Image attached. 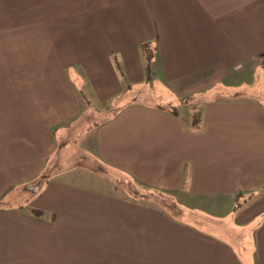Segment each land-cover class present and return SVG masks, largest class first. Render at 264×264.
<instances>
[{"label":"crops","instance_id":"1","mask_svg":"<svg viewBox=\"0 0 264 264\" xmlns=\"http://www.w3.org/2000/svg\"><path fill=\"white\" fill-rule=\"evenodd\" d=\"M0 264H264V0H0Z\"/></svg>","mask_w":264,"mask_h":264},{"label":"rangeland","instance_id":"2","mask_svg":"<svg viewBox=\"0 0 264 264\" xmlns=\"http://www.w3.org/2000/svg\"><path fill=\"white\" fill-rule=\"evenodd\" d=\"M138 98L141 99V100H144V101H146L148 103H151V104H159L161 102V100H162V98H160V95L156 92V90H154V91H146L145 93L142 94V96H138ZM91 107L94 110L93 111V117H94L93 119L94 120H99V119H101V117H105L106 113L108 111H110V107L108 109L107 108H102L98 104H94V103L91 104ZM96 109H97V111H96ZM180 113H182V112L180 111ZM77 155L78 156H77V159H76L75 162L77 163L76 165H78V166L75 167V170L78 171V170H80V165L79 164L84 162L83 161L84 158H82V156L80 154H77ZM165 202L169 206H171V202L170 201L166 200Z\"/></svg>","mask_w":264,"mask_h":264}]
</instances>
